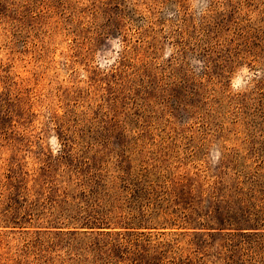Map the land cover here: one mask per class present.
<instances>
[{"label": "rangeland", "instance_id": "374dc122", "mask_svg": "<svg viewBox=\"0 0 264 264\" xmlns=\"http://www.w3.org/2000/svg\"><path fill=\"white\" fill-rule=\"evenodd\" d=\"M136 237L264 264V0H0V264Z\"/></svg>", "mask_w": 264, "mask_h": 264}, {"label": "trees", "instance_id": "16d2710c", "mask_svg": "<svg viewBox=\"0 0 264 264\" xmlns=\"http://www.w3.org/2000/svg\"><path fill=\"white\" fill-rule=\"evenodd\" d=\"M128 240L132 243V245L131 246H133L134 248H136L137 249V252H138V254H136V256L138 257V258H134L133 259V262L132 263H134V264H143V263H145V264H156V263H154V262H151L150 260H152L153 258H149V259H147L146 260V258L145 257H147V256H149V253H150V246H149V248H148V243L149 242H146V245H141V239L140 238H138V237H136V238H134V239H130V238H128ZM128 240H126V241H128ZM166 243V242H165ZM165 243H160L158 246H160V245H163V246H166L167 244H165ZM154 248V250H156V246H154L153 247ZM139 249H140V251H139ZM142 250V251H141ZM135 252L136 251H134L133 252V254H135ZM142 255V256H141ZM144 257V258H143ZM144 261H146V262H144Z\"/></svg>", "mask_w": 264, "mask_h": 264}, {"label": "clouds", "instance_id": "9594fccd", "mask_svg": "<svg viewBox=\"0 0 264 264\" xmlns=\"http://www.w3.org/2000/svg\"><path fill=\"white\" fill-rule=\"evenodd\" d=\"M243 71L247 72V69H244ZM241 83H242L241 78L238 76L237 78L233 80V87L239 88L241 86Z\"/></svg>", "mask_w": 264, "mask_h": 264}]
</instances>
